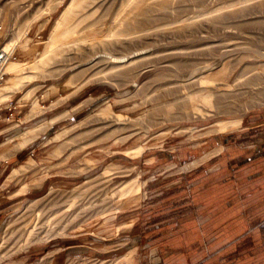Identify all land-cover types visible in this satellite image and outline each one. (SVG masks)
<instances>
[{"label": "rangeland", "instance_id": "374dc122", "mask_svg": "<svg viewBox=\"0 0 264 264\" xmlns=\"http://www.w3.org/2000/svg\"><path fill=\"white\" fill-rule=\"evenodd\" d=\"M69 1L0 0V52L15 43L4 55L23 64L0 88L25 76L0 101V264H161L178 236L205 248L223 224L204 219L264 183V0H97L82 51L31 68ZM89 43L104 52L83 59ZM97 58L106 76L64 83ZM205 88L215 106L189 99ZM51 225L64 231L31 240Z\"/></svg>", "mask_w": 264, "mask_h": 264}, {"label": "crops", "instance_id": "0c3cea01", "mask_svg": "<svg viewBox=\"0 0 264 264\" xmlns=\"http://www.w3.org/2000/svg\"><path fill=\"white\" fill-rule=\"evenodd\" d=\"M255 186L243 202L226 198L223 213L204 219L209 225L223 224L205 232H210L208 246L203 248L200 241L186 245L185 237L178 236L176 245L157 248L161 264H264V183Z\"/></svg>", "mask_w": 264, "mask_h": 264}, {"label": "bare ground", "instance_id": "6f19581e", "mask_svg": "<svg viewBox=\"0 0 264 264\" xmlns=\"http://www.w3.org/2000/svg\"><path fill=\"white\" fill-rule=\"evenodd\" d=\"M95 4H97V0H70L69 3L65 6V8L60 13V16L58 17V19L55 21L53 28L49 34V37H48L47 41L45 42V46H44L43 51L40 54V57L36 58L38 61V64L30 65V67L31 68L40 67L41 69H45L44 64H46L51 59V57L53 55H55L57 57L73 59V57H75L76 54H79V51H82V48L77 47V46H79L80 41H78L79 37L76 35V30L78 29V26L81 25L85 21L86 22L89 21V22H87V24H89L90 26L93 23H95V21H93L94 14L96 12ZM143 4H144V0H134L132 3V6H134V8H138ZM123 34H127V32L125 33L122 29L113 30V31H111L110 36L115 37V40L118 39V41H119V39H120L119 36H121V35L123 36ZM92 38L93 37H90V36L88 37L89 40H91ZM121 41L125 42L126 40H121ZM115 43L116 42H112L110 44H112V45L114 44L113 46H116ZM14 44L15 43L10 42V43H8V45L6 47L1 49L6 54L7 57L12 52V50L14 48ZM65 44L71 45V49H74V51H75L72 55H70L68 57L67 56L65 57V55H67L70 51L67 52V49L64 46ZM89 44H90L89 46L84 48V54H83L84 56L83 57H85V58H83V59L90 60V58H92L94 55H96L100 51L104 52V49H102V48H95V46H93V43H89ZM26 45H27V42L24 43L25 47H26ZM4 53H3V55H4ZM99 56H102V55H99ZM105 58L104 59H98L97 58L98 60L93 62L92 65L87 66L85 68L83 67L81 70L73 72L72 74H70L69 76H67L64 79V83L67 85L73 84L76 81L75 77H74L75 73H82L85 76L89 75L87 80H90L91 78H95V77L102 78L103 76H106V74H107L106 69L108 68L109 64L105 60ZM74 59L76 60V58H74ZM107 60H108V58H107ZM22 65L23 64L20 61L8 60V59H6V57L4 55V59L2 60V63H0V75H3L4 73L17 72L21 69ZM75 66H76V63L67 65V67H73V70L71 69L72 71H74ZM81 66H83V65H81ZM97 67H99V68H97ZM24 77L25 76H22L21 74L11 76L8 80H9V84L13 86V89H12L10 94H6L3 90V88H0V101H4V100L8 99L12 93L19 90V88H20L19 84L22 80L25 79ZM206 77L209 78L208 76H206ZM200 81H201V79H198L195 82H188V83H190V85L182 84L181 87L187 88V87H190L192 85L194 86V85L200 83ZM30 94H31V91L28 90L24 93L23 96L27 97V96H30ZM212 96L213 95H212V92L210 91V89L205 88L202 92H198V91L193 92L192 91L189 94V99H195L196 97H200L199 99L207 107H212V106H215V103L212 100ZM189 105H190V103H189ZM189 108L192 111L190 113L191 118L198 116V115L202 116V117H207V116L212 115V113L210 111L207 113H204L203 109H201L197 105H195V106L192 105ZM38 110H39V106L36 103L34 105L32 112L38 111ZM240 121H241V117L219 120L216 122V129L215 130L234 129L235 127H237L239 125ZM127 136H125V137H127ZM125 137H123V138H125ZM22 166L24 167L25 165H22ZM16 171H17V169L14 170V172H16ZM57 229H59V230H57ZM62 231H64L63 226L54 227V225H51L46 229L45 234H43L42 236L36 235L37 238H31V240L40 239V238H46L47 239L50 236L57 234L59 232H62ZM131 252H129L125 256L127 259L129 258Z\"/></svg>", "mask_w": 264, "mask_h": 264}, {"label": "built area", "instance_id": "2783aa9c", "mask_svg": "<svg viewBox=\"0 0 264 264\" xmlns=\"http://www.w3.org/2000/svg\"><path fill=\"white\" fill-rule=\"evenodd\" d=\"M4 59V55L2 52H0V61H2Z\"/></svg>", "mask_w": 264, "mask_h": 264}]
</instances>
